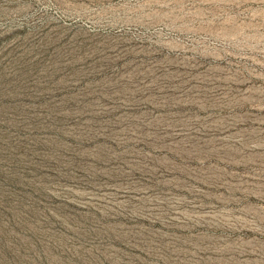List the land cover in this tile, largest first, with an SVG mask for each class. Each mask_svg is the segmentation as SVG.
I'll list each match as a JSON object with an SVG mask.
<instances>
[{"label":"rangeland","instance_id":"374dc122","mask_svg":"<svg viewBox=\"0 0 264 264\" xmlns=\"http://www.w3.org/2000/svg\"><path fill=\"white\" fill-rule=\"evenodd\" d=\"M0 264H264V0H0Z\"/></svg>","mask_w":264,"mask_h":264}]
</instances>
